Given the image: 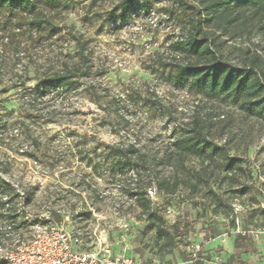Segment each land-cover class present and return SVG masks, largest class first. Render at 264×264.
Here are the masks:
<instances>
[{
  "label": "rangeland",
  "instance_id": "374dc122",
  "mask_svg": "<svg viewBox=\"0 0 264 264\" xmlns=\"http://www.w3.org/2000/svg\"><path fill=\"white\" fill-rule=\"evenodd\" d=\"M37 2L31 12L0 4V264L41 214L63 221L75 248L106 241L146 264L181 259L135 202L132 193L149 186L151 210L167 206L180 240L202 242L208 263L198 264H264V121L173 86L161 66L188 60L171 45L199 17L197 0ZM207 30L229 63L256 57L264 73V17L227 35ZM57 71H72V83L50 87ZM194 122L242 168L226 176L220 161L178 158L170 143ZM128 146L136 163L120 168ZM163 178L180 181L173 193L159 190ZM209 188L226 213L214 211Z\"/></svg>",
  "mask_w": 264,
  "mask_h": 264
},
{
  "label": "trees",
  "instance_id": "16d2710c",
  "mask_svg": "<svg viewBox=\"0 0 264 264\" xmlns=\"http://www.w3.org/2000/svg\"><path fill=\"white\" fill-rule=\"evenodd\" d=\"M44 1L54 2V0ZM197 2L199 8L195 10L199 17L196 20L191 19L186 35L176 39L171 45L173 50L179 51L188 60L175 57L170 62H162V69L168 70L167 75L173 86H186L204 98L233 105L246 116L264 121V73L259 67L257 58L251 59L248 65L229 63L224 55L218 52L214 41L215 35L210 36L207 30L216 29L227 35L228 29L237 28L240 22L249 17L261 20L264 17V0H197ZM0 4H4L8 9L18 8L22 12H31L37 7L38 2L37 0H0ZM79 53L80 59L85 62L86 58L82 50ZM88 70L87 67L81 75H86ZM74 76L72 71H57L48 77V85L53 88L65 87L72 83ZM170 146L180 159L195 156L202 161H220L226 176L242 168L241 159L231 156L223 144H217L210 139L196 122L189 131L177 133ZM136 151L137 149L132 146L119 149L118 158L114 163L120 168H134L136 162L132 155ZM142 162L146 167L147 161L143 159ZM179 182L175 180L170 183L167 178H163L158 181L157 186L161 191L173 193ZM184 182L192 189L195 186L190 180ZM1 186L2 183L0 188ZM239 190L245 193L249 188L243 186ZM208 194L214 204V211L218 214L226 213L229 203H226L213 189L209 188ZM132 195L135 196L136 204L148 213L149 225L155 229L156 234L166 242L176 245L180 249V256L186 258V253L181 249L184 243L179 238L181 231L169 224L165 218L167 206L159 205L157 209L151 210L146 188L136 190ZM208 234L209 232L206 231L205 236ZM126 253L132 256L130 251Z\"/></svg>",
  "mask_w": 264,
  "mask_h": 264
},
{
  "label": "built area",
  "instance_id": "2783aa9c",
  "mask_svg": "<svg viewBox=\"0 0 264 264\" xmlns=\"http://www.w3.org/2000/svg\"><path fill=\"white\" fill-rule=\"evenodd\" d=\"M146 192L149 200L154 199L157 194L155 186H149ZM234 207L235 212L240 210L236 204ZM31 225L32 232L28 239L3 251L2 258L6 264H143L136 262L125 251L114 254L106 241H100L92 250L75 248L66 224L54 221L47 214L39 215ZM181 249L186 253V258L181 257L169 264L208 263L202 253L200 240H185Z\"/></svg>",
  "mask_w": 264,
  "mask_h": 264
},
{
  "label": "crops",
  "instance_id": "0c3cea01",
  "mask_svg": "<svg viewBox=\"0 0 264 264\" xmlns=\"http://www.w3.org/2000/svg\"><path fill=\"white\" fill-rule=\"evenodd\" d=\"M127 254V253H126Z\"/></svg>",
  "mask_w": 264,
  "mask_h": 264
}]
</instances>
